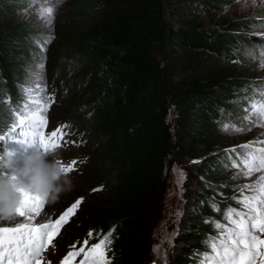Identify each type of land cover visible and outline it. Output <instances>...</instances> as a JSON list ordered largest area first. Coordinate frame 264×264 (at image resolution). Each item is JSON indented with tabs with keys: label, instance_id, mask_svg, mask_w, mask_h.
Returning <instances> with one entry per match:
<instances>
[{
	"label": "trees",
	"instance_id": "16d2710c",
	"mask_svg": "<svg viewBox=\"0 0 264 264\" xmlns=\"http://www.w3.org/2000/svg\"><path fill=\"white\" fill-rule=\"evenodd\" d=\"M174 1L74 0L72 17L77 18V23L57 28L60 37L51 53L53 67L63 59H77L75 75L79 87L73 89L72 97L80 106L91 103L95 128L108 134L102 147L105 154H101L114 165V189L110 197H96V204L84 215L87 222L79 233L88 224L105 227L117 224L121 235L116 240V264H145L150 259L140 256L135 236L149 223L142 221L149 219L147 205L156 182L162 191L155 220L161 217L167 188L162 175L166 164H179L178 154L197 159L245 141L244 137L238 140L224 133L217 123L221 118H229L233 109L231 98L243 80L264 77L260 67L237 62L230 46L241 37L239 30H251L259 18L236 26L238 32L233 34L222 29L212 32L200 28L197 20L186 16L187 11L183 12V7L176 6ZM195 2L199 6L208 5L207 0ZM19 10L0 3V68L12 91L38 49L17 54L5 44L16 41L18 45H26V33L42 32L39 29L46 27L38 17L13 18ZM175 16L188 17V23L175 21ZM184 46L200 52H187ZM167 90L174 106H171L172 119L167 116ZM73 106L62 113L70 114ZM199 108L201 117H196L194 113ZM170 122L177 126V142L189 134L196 145L178 146L176 151L173 144H168ZM152 163L158 165L157 175L148 168ZM211 163L208 158L207 170L211 169ZM231 179L221 177V185L228 192H235ZM201 187L207 188L205 183ZM208 197L209 191L198 196L200 208L190 213L192 229L182 235L185 245L188 241L199 242L203 230L211 228L204 219L218 218L206 203ZM180 258L185 260L183 256Z\"/></svg>",
	"mask_w": 264,
	"mask_h": 264
},
{
	"label": "rangeland",
	"instance_id": "374dc122",
	"mask_svg": "<svg viewBox=\"0 0 264 264\" xmlns=\"http://www.w3.org/2000/svg\"><path fill=\"white\" fill-rule=\"evenodd\" d=\"M208 5L205 6H199V4H196L195 0H175L174 4L176 6H182L183 12H186V16H190V18L196 19L197 23L200 24V28L204 30H209V31H218L219 29H222L224 32H229V34H233L236 31L234 28L236 26H245L244 23L250 22L252 20L264 18V0H256L255 4H253L252 0H207ZM5 0H0V3L4 5H8L11 7L12 10L15 9H20L13 18L18 19V20H23V19H29V18H34L38 17L37 19L39 22L46 26L44 27L45 31H48L50 33L56 34V38L52 37L50 38V43H51V49L46 52V59L51 57V51L52 48L56 45L57 41L59 40L60 37V32L57 29L59 26L63 25L62 23L64 22L63 20L58 19V25L57 28H54L53 25L54 23L51 22L50 24H46L43 22L39 16L38 13L40 12V8L30 2L28 0H13L8 3H5ZM36 2L39 4L40 7H43V4H48V0H36ZM71 1L68 2V4ZM67 4V5H68ZM189 5V6H188ZM191 6V7H190ZM47 7V6H45ZM76 7V6H75ZM79 9V8H77ZM179 7L176 8L178 10ZM65 11V8L61 10V12ZM188 14V15H187ZM175 21L177 22H183L185 24L188 23L189 18L184 17V18H178V16L174 17ZM77 18L75 17L74 22L73 19L71 20L70 24H76L75 22ZM183 20V21H181ZM244 28V27H243ZM42 29H39V31H43ZM243 33L250 32V30L247 29H242L239 30ZM227 34V33H226ZM34 39H39L41 36L40 34L33 35ZM25 40V38H24ZM26 45H18V42H12L9 41L5 44V47L8 48L9 50L12 49L14 53H17L22 50H32L33 48V42L30 43L28 39L25 40ZM175 45L178 44V40H174ZM185 51L191 52L192 50H195L196 52H200L199 49H193L190 47H185ZM30 50V51H31ZM160 59L165 61L166 58L160 56ZM243 64H246L247 66L253 68V67H259V61H244L241 62ZM43 64V68L47 66V61L42 60L38 62L34 70H42L39 65ZM243 65V66H246ZM261 69V68H260ZM264 71V69H261ZM18 73V71H16ZM14 75V74H13ZM15 76V75H14ZM18 78V74L16 75ZM166 81H169V74L166 72ZM261 82H264V77L260 78ZM166 103L168 104V111H167V116L169 119H172L173 116V105H172V98L169 94V90L166 91ZM75 102H65L64 104H59L56 106H52L50 108H47V111L44 112L43 114L48 117L50 121H48V124L45 128V134L49 135L52 131H54L57 127L56 124L51 122V119H54V122L60 120L59 119V114H56L59 112V109H64L67 108L71 105H75ZM173 106V107H171ZM175 114V112H174ZM195 116L196 117H201V109L199 108L197 111H195ZM168 121V120H167ZM176 127L170 122L169 128L167 129V140L168 144H173L175 146V150L178 151L179 147H188L190 145H196L195 142H193L190 139V135L186 134L180 138V140L177 142L175 140V136L177 135L176 132ZM74 131V126L69 127L68 129L64 130L65 136L63 141H61V147L57 148L54 153L59 155L61 159V164L67 165L68 163L71 162V143L72 139L74 138L73 135ZM90 132V130H89ZM230 136H233L232 131H230ZM90 136V142L89 144H94V143H99L104 140V135L103 133L97 132L94 134H89ZM234 138H240L237 136H233ZM247 137V136H246ZM16 139L20 140L22 144H27L22 142L25 138L23 136H15ZM244 138H240L238 140H243ZM83 140V138H82ZM177 142V143H176ZM236 142V141H235ZM179 146V147H178ZM198 146V145H197ZM41 150V149H40ZM208 155L205 154L204 156L197 158V159H190L186 158L185 156H181L178 154L177 159L179 160V165L178 167L173 171L171 174H165L164 171L162 172L164 180H166V192L168 198L176 197V196H183L184 191L186 192V195L188 197V203L189 205H196L199 202L198 196L203 195L206 191H209L207 188L203 190L201 185L203 186V183H210L211 185H215L217 187H221V177H227L230 176L231 178L233 176L238 177L237 172H213L212 170L209 171L210 168L207 170V161H208ZM72 156L77 160L79 165L81 167L84 166V162L86 160L85 154L78 149L77 147H74L72 150ZM95 160H94V171H93V178L91 181L87 180V177H81L80 173H77V170L75 168L74 171L70 173H66L67 175L70 176V178L73 181L74 188L66 192L64 194H61L58 201L55 203H50L47 200H45L44 207L41 209V212H45L44 214L48 213L49 215L52 216V214L55 216L57 213L58 209V215L57 218L60 216L59 214L64 211H66V205L70 202H75L77 199L83 197L82 204L83 208H79L77 210L78 214H80L81 217L80 219L74 221L76 219V215H71L68 218V222L64 224V228L66 227H74L63 230L60 232L58 236H56L53 240V244L49 246V249L45 250L44 253L41 254L40 261L41 264H61V261L63 257L67 254L69 251H73L72 245H75L76 248L78 249L82 244L83 241L81 237L86 234L90 227L93 225H87L84 227V232L79 233V229L85 225L87 222L86 219L84 218V215L91 210V207L96 204V197L99 195L101 196H106L103 192L101 193V188H102V166L100 163V157L99 155L95 154ZM49 159H51V155H49ZM205 165V166H204ZM148 168L150 171L154 174L157 175L158 172V165L152 163L148 165ZM221 175V176H220ZM223 175V176H222ZM255 176H251L249 178L241 179H231L233 182L230 181V184L233 185V190L236 189L239 185L242 184H250V180L254 178ZM156 182V181H155ZM189 182V188L185 189L183 184H186ZM237 184H235V183ZM93 189H100L99 191H93ZM153 194L148 202L147 209L149 211L148 216L149 219H145L142 221V224L149 222L148 224H145L141 229H139L136 232V238L134 244H136L137 248L140 250L139 252L141 253L140 256H143L144 254H147L150 248V243H151V237H152V232L154 231L153 225L155 224V219L158 216V209H159V198L161 194V189H158V184L157 182L154 183L153 185ZM160 191V192H159ZM224 198H231L230 195L224 196ZM67 198V200H66ZM66 202V203H64ZM61 205V206H60ZM12 218V217H11ZM10 217L0 219L1 221H8L11 219ZM53 218V216H52ZM56 218V219H57ZM16 219V218H14ZM25 221H21L20 224L24 223ZM18 224V223H17ZM83 258V255L80 257H77L75 259L74 264H78L79 260Z\"/></svg>",
	"mask_w": 264,
	"mask_h": 264
},
{
	"label": "snow or ice",
	"instance_id": "6c2138e0",
	"mask_svg": "<svg viewBox=\"0 0 264 264\" xmlns=\"http://www.w3.org/2000/svg\"><path fill=\"white\" fill-rule=\"evenodd\" d=\"M49 4L52 0H48ZM60 0H55L59 3ZM255 4L256 0H252ZM54 14V8L47 6L41 9L38 13L39 18L46 24H50ZM254 35L264 38V32L254 33ZM251 55V54H249ZM252 60L257 57L252 55ZM42 69L43 64L39 65ZM259 67L264 69V50L259 54ZM261 99L259 101L253 99L250 101V106L246 111L249 113L243 119L249 124L244 127H236L235 125L224 124L222 130L225 132L232 131L240 133L250 130V126L259 125L264 127V91L259 93ZM51 98L46 102L40 99H35L33 104L35 107L31 111L25 113L18 118V125L21 129V134L25 138L22 142L29 145L35 144L39 149L45 152H54L61 147L65 133L61 127H57L49 135L45 134V128L48 124L44 112L47 111L51 103ZM15 131V128L10 130V133ZM5 136H0L3 140ZM248 147V146H244ZM232 151H235L233 149ZM250 159H244L245 170L239 175L251 177L254 172H262L264 170V148L256 149L255 153H249ZM77 165L76 160H72L67 165L62 164L65 173H70L75 170ZM226 167H238L235 161ZM233 176L232 179H237ZM258 186V194L242 195V199L237 202L242 204L245 211H237L235 208H229L226 214V219L230 221L234 227L224 231V225L216 223L217 229H222L218 243L216 241L209 242L206 247H210L212 255L204 254V259L201 264H254L255 252L254 248L259 240L256 232L264 233V174H262L256 184H244L240 188L241 194L245 190L256 193ZM100 189H93L99 191ZM22 194L21 205L16 209L11 217H23L28 223L19 224L15 228L0 227V264H41V254L49 249L53 244V240L60 234L61 228L68 222V218L75 214V210L81 204L83 197L77 199L70 207L66 209L57 219H48L46 223H32L36 217L41 216V209L44 207L45 200L35 193L25 192L20 189ZM236 199V197H233ZM213 208L216 206L213 205ZM235 215V219L233 218ZM114 231V229L112 230ZM112 231L99 238L96 243L89 246V239L92 238V233H88V238L83 241V244L77 249L72 245L73 251L67 252L63 257L61 264H74L75 259L83 255L78 264H110L107 257L109 246L111 245ZM261 247H264V240H259ZM157 251V249H154Z\"/></svg>",
	"mask_w": 264,
	"mask_h": 264
},
{
	"label": "clouds",
	"instance_id": "9594fccd",
	"mask_svg": "<svg viewBox=\"0 0 264 264\" xmlns=\"http://www.w3.org/2000/svg\"><path fill=\"white\" fill-rule=\"evenodd\" d=\"M5 169H11L12 174H5ZM73 188L72 179L54 152L33 151L23 157L22 164L17 163L12 150L0 153V219L11 216L21 205L20 189L55 203Z\"/></svg>",
	"mask_w": 264,
	"mask_h": 264
}]
</instances>
